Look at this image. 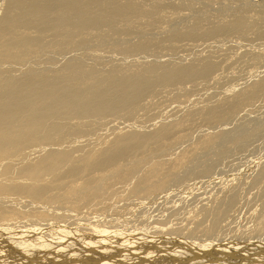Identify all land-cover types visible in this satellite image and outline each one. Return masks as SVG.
Returning a JSON list of instances; mask_svg holds the SVG:
<instances>
[{
	"label": "bare ground",
	"instance_id": "1",
	"mask_svg": "<svg viewBox=\"0 0 264 264\" xmlns=\"http://www.w3.org/2000/svg\"><path fill=\"white\" fill-rule=\"evenodd\" d=\"M175 1L3 0L0 11V264H264V52L256 51V54L259 53L257 55L250 53L255 58L254 61L251 60L254 62L252 65L263 63L261 69L257 65V68L251 65V72L256 69V73L258 68L259 72L263 69L262 73L258 72V79L248 83L250 77L249 80L246 79L241 72V79L245 78L247 83L238 86L234 82L237 78L230 75L235 86L229 87L232 82L228 78L231 73H226L228 67L224 66L227 74L225 76L221 73L223 66L220 61L214 62L222 53L225 55L221 51L228 50L226 46H222V50L219 48L217 57L213 55L216 57L214 61L211 60L212 52L215 54L218 48L212 52L209 48V55L204 52L205 56L208 55L207 58H199L198 54L199 59L193 57V61L190 58L189 63L182 62H185V57L188 60L190 53L188 56H182L185 58H182L183 61L168 55L166 57L176 61L172 59L170 62L164 59L169 49L167 48L163 55V50L159 47L164 39L162 41L158 38L159 32L157 36L155 34V30L162 29L168 45L164 44L165 42L162 44L173 49L182 40L185 42L187 39L198 40L202 37L204 40L205 37L219 39L229 35L247 38L248 34H253L254 37L262 39L264 1L259 3L244 0L239 4V0H219L223 5L217 3V0ZM214 1L217 5H214ZM230 1L234 2L233 6ZM218 5L219 9H214L217 11L210 9ZM182 9L192 13V20L180 17ZM180 18H185L188 23L183 25L182 19L180 25ZM215 39L211 38L213 42ZM249 39L253 40L251 37ZM249 39L245 41L248 42ZM194 42L193 45L198 43ZM225 42L228 40H223V43ZM181 43L179 45L182 46L183 42ZM199 44L196 48L202 46ZM246 44L243 43L250 49L252 43ZM156 47L161 49L159 53L163 57L159 58L164 61L158 58V61H150L153 59L150 54L152 59L146 58L148 62L142 53L152 51L154 54ZM238 47L236 46L237 49ZM202 48L206 51L207 46ZM68 51H80L82 54L78 52L79 55L69 58L71 55L69 56ZM101 51H113V54L118 53L124 60L131 55H135V60L137 54H141L146 62L134 63L132 60L133 64L128 65L114 63L116 58L123 59L117 56L114 62L110 60L112 63L105 65L101 62L105 59ZM228 51L233 56L234 50L230 51V46ZM172 52L170 53L175 54L177 59L181 56L178 52ZM64 53L69 59L65 56L66 61L58 65L62 60L57 61V55L54 54L59 57ZM95 53L97 59L89 64L85 56ZM247 53L246 56L249 55ZM52 54L56 57L53 58ZM227 56L224 60V56L221 57L223 62ZM247 58L242 59V62L246 61L244 66L251 63H247ZM118 59L116 62H121ZM234 59L233 62H236ZM139 61L141 59L136 62ZM33 62H42L44 65L35 66ZM217 63H220L219 67ZM236 63L239 64V61ZM242 67L238 68L239 71L244 69ZM216 68L229 79L230 84L226 86L228 81L225 79L223 82L220 79L228 88L226 93V88H220L224 90V95L220 89L218 92L214 90L213 85L216 83L210 84L213 91L223 95L221 98L218 95L216 97L217 93L214 92L218 100L211 101L214 100L210 99L212 91L208 90L209 95L204 96L200 92H204V85H207L208 80H212ZM16 71H19V74ZM199 81H206L203 82V88L201 86L203 90L198 92L204 97L206 104L200 101L203 103L201 106L197 101V108H192L196 105L190 107L195 104L198 93H195L193 104H189L188 101L194 95L192 92L189 98L190 94L186 95L188 87L184 88L189 100L185 99L186 97L185 101L183 97L181 99L184 103L187 100L190 109L186 108L184 112L181 103L177 102L182 107L180 111L183 110L180 113H184L183 116H177L179 119L172 116L175 120H160L167 111H171H166L165 109L169 108L163 107L165 112L159 107L160 102L156 109L161 108L164 112L162 115V112H159L157 117V113L147 106V111L150 109L149 112L152 110L155 113L152 114L155 116L152 122L151 118H148L151 114H147L149 116L146 119L150 120L147 119L150 124L158 117L161 118H158L157 122L164 121L160 125L155 122L154 129L149 123V130L145 128L146 123L143 120L144 126L135 122L126 124L127 122L123 121L125 119H121H137L136 115L145 109V103L150 97V101L158 97L157 93L160 91H157L160 88L182 89L188 83L195 85ZM217 83L221 86V82ZM198 84L196 83L195 88H199L201 82ZM180 90L175 91L177 98L180 97ZM166 91L168 90L162 92ZM206 95L212 103L206 101ZM181 96H184L182 92ZM167 98H170V95ZM166 99L162 98L161 104H166ZM154 100L160 101L156 98ZM166 101L170 102L171 106L175 104V101ZM168 113L169 116L170 112ZM172 114L175 115L173 112ZM139 116L143 118L145 115H138V118ZM109 118H119L118 121L121 119L124 122L122 124H126L124 127L128 129H121L122 125H118L116 127H120V130L114 132L111 128L112 131L109 129L108 132L113 134L109 135L105 126H108L106 121ZM198 119L201 122L195 125ZM140 121L139 119L138 122ZM100 123H105L106 128L103 129L107 133H98ZM256 142L261 144L258 149ZM248 150L250 153L245 152ZM241 152L251 154L248 157L252 158L246 161L244 169H238L224 182L218 171L225 169L231 162L234 164L236 154ZM205 184L213 185L214 188L217 186L222 194L217 192V188V193L211 188L210 191H199L200 185ZM243 188L246 190L244 193L241 192ZM178 192L179 199L169 200L172 193ZM149 199L153 203L156 199L159 201L158 205L163 201V206H167L165 210L168 211L156 213L158 215L154 216L155 213L152 215L148 212L151 209L149 208L146 213L142 204L151 203ZM133 202L136 206L131 204ZM124 204H131L136 208L141 206L137 208L141 209L137 213L141 226L136 225L142 228L144 223L146 235L130 236L128 232L135 226H131L126 218L115 221V218L123 217L119 207H124ZM123 207L122 209H127ZM241 210L245 214H242L243 217L240 216ZM148 214L152 215V219ZM127 219H130V216ZM242 220H248L247 224L241 222ZM115 228L119 231L113 233ZM28 231L39 233V236L37 235V239L27 238L30 234ZM196 231L202 232H199L201 237ZM18 232L23 234L19 236ZM131 233H134V230ZM150 233L154 235L151 236ZM158 233L159 236H156ZM109 235L116 236V239L108 237ZM195 235H198V238H195ZM256 235L261 239L258 241L256 237L257 242H262V246L259 245L260 250L254 243L253 246L258 251L255 250L249 241L251 247L246 243L241 247L244 251L250 250L251 256H247L248 260L244 259L246 257L242 250L240 253L243 256L239 259L232 256L226 258L225 254L226 259H222L223 256L219 259V255L215 262L210 261L209 257H206L208 260L201 258L200 251L220 247L221 240H217L219 238L251 239ZM105 237L112 240L107 238V244ZM177 237L185 238L186 246L177 247ZM247 251L245 255H248ZM203 253L202 251V255Z\"/></svg>",
	"mask_w": 264,
	"mask_h": 264
},
{
	"label": "rangeland",
	"instance_id": "2",
	"mask_svg": "<svg viewBox=\"0 0 264 264\" xmlns=\"http://www.w3.org/2000/svg\"><path fill=\"white\" fill-rule=\"evenodd\" d=\"M174 1H175V0H174ZM218 1H219V0H217V3H219ZM242 1L244 2V0H239V4H240V3L242 4ZM252 1H253V2L256 1V2H259V3H260V2H262V1H264V0H252ZM175 2H178V0L175 1ZM215 2H216V1L213 2L214 5H217ZM220 2H222V1H220ZM230 2H231V5L233 6L234 2H233V3H232V1H230ZM236 2H238V1H236ZM248 2H251V0H248ZM0 3H1V4H0V11H1V8H2V5H3V4H2V3H3V0H0ZM213 3H212L211 5H213ZM227 3H228V1L226 2V4H227ZM219 4H222V3H219ZM222 5H223V4H222ZM222 5H221V6H222ZM228 5H229V4H228ZM219 6H220V5H218V6H214V7L212 6L210 9H212L213 11H217V10H214V9H216V7H218L217 9H219ZM255 7H256V6H255ZM256 8H257V7H256ZM256 8H255V10H256ZM183 10H185V11H183ZM186 10H187V9H182V10H181L182 12L180 11V12H181V13H180V17L184 16L188 21H190V20H192V13H190V11H186ZM250 11H252V10H250ZM188 12H189L190 14H189ZM183 13H184V14H183ZM253 13H254V10H253ZM255 13H256V12H255ZM255 13H254V14H255ZM0 14H1V12H0ZM250 14L253 15L252 12H250ZM185 18H184V19L182 18L183 21H184V22H183V25L186 24L185 22L188 23V21L185 20ZM182 19H181V18L179 19V22H178V23H180V25H182V24H181ZM180 20H181V22H180ZM165 25H166V24H165ZM165 29H166V28H165ZM158 30H159V28H158ZM158 30H155V31H157V32H155V34H156V36H157V35L160 33L158 38L161 39V40L164 39V41L162 40L163 42H160V46H159L163 51H161V49L159 50V47H156V48H155V50H156L155 52H156V53H154L156 56L153 54L152 51H151V52H148V53H147L148 55H147L146 53H142V54H144L143 56H145V57H144L145 59H146V58H147V59H152V58H151L152 56L150 55V54H152V55H153V59L150 60V61H153L154 59L157 60V58H158V60L164 61L163 59H160V58H162L163 55H165V53H166L165 51L169 49V50H168L169 52L167 51L166 55L164 56V57H165L164 59H166V60H168V61L171 62L173 58H174L175 60H180V61H183V60L186 58V59H185V62L183 61L182 63H189V62H191V60H189L190 58H192V60L194 61V58H195V57H197V59L202 58V57H204L206 54L209 55L212 51H214L215 49L218 48V49L216 50L217 52H216L215 54H213L214 52H212V56L215 55V56L217 57V55L219 54L218 51L222 50V46H223V47L226 46V49L228 48V50H229V46H230V51H231L232 49L234 50V51H232V55H233V56L235 55L234 58H235V57H236V58L239 57V59H237V60H236V58L234 59L233 56H231V53H229L228 50H226V51L222 50L221 52H224L225 55H223V53H222L221 55L224 56V57H222V56L220 55V56H219L220 58H218L217 61H216V60L214 61L213 59H215L216 57L214 58V56H213V57L211 58V60H213L215 63L220 61L221 66H223V68L220 69L222 72H221V71H220V72H221V73H224L225 76H227V74H229V72L231 73V74H229V77H228V78L231 79V82H232V83L230 84L229 81H228L229 79L227 80V79H226L227 77L225 78V77H224V74H221V73L219 72V69L216 68L215 71H214L213 74H212V80H208L207 82H206V81H203V82H206L207 85H206V84L204 85L202 81H199V82H196V83H199V84H200V82H201L200 85L198 84V85H199V86H198L199 88H195V86L197 87L196 83H195V85H194V83H192V84L188 83V84H186L187 86L184 85L185 87H183L182 89H181V87H180V88H178V87L175 88V87H174V90H175V89H176V90H177V89H178V90H180V89L182 90V91L180 90V92H179L180 94L178 93L179 96H180V97H178V98H177V96H176V94H175L178 90H177V91L175 90V91H176V92H175L174 90H172V89H173L172 87H171V88L169 87V89L166 88L168 91H166V92H162V91H164V90H166V89H164V88H160V89L157 91V92L160 91V93H157L158 97H154V99H155V98H156V100L160 99V101L158 100V102H157V101H155L154 99H152V100L155 101V102L152 104L153 101H152V100L150 101L151 97H150V99H149V97L146 98L145 101H147V100L149 99L150 104L148 103L149 101H147L146 103H145V101H144V103H145V105H146V106H145V109H142V110H140V111L138 112V113H139L138 115H145V116H143V118H142L141 116H139V118H138V115H136V116H137V117H136L137 119H134V118H133L132 121H130L131 119H130V120H126V118H121V119H125V120H126V121L123 120L125 123L127 122L126 124H128L129 122H135V123L138 124V125L141 124L142 126H144V124H143V122H142V120H143V121L146 123V126H144L145 128L148 129V128H149L148 125H149V126L153 127L152 129H154V128H156V127H154V126H155V122H157V119H158V118L160 119L161 117H158L157 119L155 118V121L153 120V121H154L153 124L151 123L152 125L149 123V121L151 120L150 122H152V118H154L155 116H156V117L159 116V115H158L159 112H160V113L162 112L161 114L159 113L160 115H162L163 112H164L165 110H166V111H167V110H171V111H167V112L165 111V112H166V113H165V116L163 115L162 118H161L160 120H162V119H164V118H166L168 122H169V121H172V120H175V119L172 118V116H173L174 118L179 119L180 115H181V116L184 115L183 112H182V114L180 113L181 111L184 110V112H185L186 108H189V109H190V107H192V106H194V105L197 104V103H196L197 101H198V104H199L200 101H202V102L204 103L205 100H204V97H203V96H204L205 94H208V95H209V93H210L209 91H212V94H210V96L212 95V96L210 97V99H212V98L214 99V100H211V101H215V99H216V97H217V95H218V93H217L218 91H217V90H219L221 87H222V89H223V87L226 88V86H229V84L231 85V86H229V87H232V85H234V84H233L234 82H236L235 84H237V85H238V84H239V85H240V84H241V85H244L243 83L246 82V79H248V78L250 77V78H249L250 80L248 79V80H249L248 83H249L250 81H252V80L258 79V77H259V75H260L259 73H262V71H263V69H262V71L259 72V68L263 65V63H264V58H263V61H262L263 63L261 62L262 65L259 64V63H258V65H257V64L252 65V64L254 63L253 61H254V59H255V58H253V55H257V54H259L258 52H260V53L264 52V49H262V47L264 46V44H263V43H264V37H263L262 39H260V38H258L257 36H255V37L258 38V39L256 38V39H257V41H256V40H255V37L253 36V34H248V35H249V36L247 35V36H248V37H247L248 39H249V37L253 38V40H252V39H249L250 41L252 40V42H250V41L248 40L249 44L252 43V44L250 45V46H251L250 49H249V46H245V45H243V43H247L246 45H248V42L245 41V40H247V38H245L246 36L243 37V36H241V35H237L238 37L236 36V37L239 38V39H237V38L235 37V35H229V36H226V37H224V36L222 37V36H221V38H219V39H218V37H214V38H216V39L214 40V42L212 41V40L214 39L213 37H205V40H206V41L203 39V37H202V39L199 38L200 41H198L199 39H198V40H197V39H196V40H192V39L190 40V39H187V41H185V42H184V40H182L181 42H183V45H182V46L179 45V44H182V43L180 42V43L177 45V47H178L179 49H178L177 47H176L177 49H176V48L173 49V47L166 46V45H168V42L165 40V32H164V34H163V30H162V29H160L162 33L160 32V30H159V31H158ZM158 32H159V33H158ZM134 38H135V37H133V39H134ZM206 38H207V39H206ZM208 38H209L210 40H211V38H212L211 42H210V40H209ZM222 38H225V39L227 38L228 42L223 43V40H224V41H227V40H225V39L222 40ZM228 38H229V39H228ZM231 38H233V39H231ZM241 38H243V40H242ZM244 38H245V40H244ZM234 39H236V41H237L238 43H237ZM135 40H137V39L135 38ZM185 40H186V39H185ZM189 40H190V41H193V42L196 41V42H198L197 44L200 43L199 46L202 44V46L199 47L200 50L202 49V51H200L199 48H196V47H197V46H196L197 44H196V45L194 44V45H195V46H194V45H193V42L190 43ZM207 40H209V41H207ZM219 40H220L221 42H220ZM230 40H232V41H230ZM254 40H255L256 42H255ZM258 40H260L262 43H261L260 41H259V43H258ZM204 41H205V42H208V43H205ZM215 41H216L217 45H215ZM218 41H219V44H218ZM241 41H243V43H242ZM164 42H165V43H164ZM196 42H194V43H196ZM231 42H232V43H231ZM233 42H234V43H233ZM254 42H255V43H254ZM162 43H164V44H166V45H164V44H162ZM184 43H185V44H184ZM186 43H187V44H186ZM235 43H237V44H235ZM240 43H241V44H240ZM256 43H258V44H256ZM191 44H192L194 47H193ZM203 44H204V45H203ZM207 44H208V45H207ZM211 44H212L213 46H212ZM231 44H232V45H231ZM233 44H234V46H233ZM162 45H163V48H162ZM187 45H188V46H187ZM227 45H228V46H227ZM235 45H236L237 47L239 46L238 49H239L240 51H241V50L246 51V50L249 49L248 51H246V52H248L247 54H249V55H247L248 58H247V56H246V54H245L246 52H245V53H244V52H240V51L238 52V49L236 48ZM257 45H259V46H257ZM165 46H166V47H165ZM180 46H181V49H180ZM190 46H192V47H190ZM204 46H205V47L207 46V49H206L207 52H206V51H203V50H205V48H202V47H204ZM215 46H216V47H215ZM219 46H220V47H219ZM240 46H241V49H240ZM244 46H245L247 49H246ZM255 46H256V48L258 47L257 50H256V48H252V47H255ZM260 47H261V48H260ZM157 48H158V49H157ZM167 48H168V49H167ZM170 48H172V49H170ZM189 48L192 49V50H190ZM209 48H210V49H209ZM219 48H221V49L219 50ZM235 48H236V49H235ZM259 48H260V49H259ZM263 48H264V47H263ZM193 49H194V50H193ZM208 49H209L211 52H210ZM223 49H225V48H223ZM258 49H259V50H258ZM158 50H159V51H158ZM172 50L174 51V53H176V52H178V51L180 50L178 53H179L181 56H179V54L177 53V57L179 56L178 59H177L176 56H175V54H173V55L171 54V53H173ZM195 50H197L198 52L200 51V52L197 53V51L195 52ZM235 50H236V51H235ZM261 50H263V51L261 52ZM153 51H154V50H153ZM157 51H158V52H157ZM160 51H161V54L164 53L162 56H161V54L159 53ZM192 51H193V53H194V52L197 53V55L194 53V56H193V53H191ZM251 51H252V52H251ZM254 51H255V52H254ZM256 51H258L257 54H256ZM68 52H69V53H68ZM68 52H67V53L69 54V56L71 55L69 58H72V57H74V56H77V55H79V53H80V51H76V52H70V51H68ZM78 52H79V53H78ZM102 52H103V53H102ZM170 52H171V53H170ZM204 52H205L206 54H205ZM234 52H235V54H234ZM236 52H237V54H238V53H241V54H240V55H239V54L237 55ZM74 53H75L76 55H73ZM77 53H78V54H77ZM101 53H102V54H101ZM101 53H99V56L101 57V59H102V56H101V55H105V56H103V57H104L106 60L108 59L107 61H106L105 59H103V61L101 60V62H102V63L104 62V64H105V63H106V64H109V63L114 62V61H115V57H117V56H120V57H121V55H119L118 53L113 54V51H105V52H104V51H101ZM157 53H159V54H157ZM168 53H169V54H168ZM188 53H190V54H189V57H188V60H189V61L187 60V57H185V58L182 57V56H185V55L188 56ZM203 53H204V55H201V54H203ZM217 53H218V54H217ZM228 53L230 54L229 56H227ZM250 53H251V54L255 53V54L251 55ZM80 54H82V53H80ZM97 54H98V53H97ZM100 54H101V55H100ZM116 54H117V55H116ZM182 54H183V55H182ZM198 54H200V57H199ZM242 54H243V55H242ZM52 55H53V54H52ZM54 55H57V57H58V54H54ZM54 55L52 56L53 58L56 57V56H54ZM60 55H61V56H59L60 58H59V57H58V58H57V57L55 58V59H57V61L62 60L61 62H58V63H59L58 65H61V63L63 64V63H64L63 61H66V59H65L64 57L67 56L66 53H64L63 55H62V54H60ZM72 55H73V56H72ZM95 55H96V53L93 54V55H88V56H89V57L87 56V57H88V60L86 59L87 57L85 56V60H86L87 62H90L89 64L94 63V61L97 59ZM106 55H107V56H106ZM109 55H110V56H109ZM114 55H116V56H114ZM140 55H141V54H137V58H138V57H141V58H138V59L135 58L136 61L141 59V61H139V62H136V61L133 59L135 55H131V56H133V57L129 56L130 58H127L126 60H124L123 57H121V58H123V59H120V60H119L118 58H116V61H117V59H118V60L121 61V62H116V61H115L114 63H122V64H126V63H127V65H128V64H133V61H134V63L146 62L147 59H146V60H145V59H142L143 56H142V55L140 56ZM146 55H147L148 57H147ZM168 55H170V56H168ZM171 55H172V56H171ZM208 55H207V56H208ZM244 55H245L246 57H244ZM50 56H51V55H50ZM93 56H95V58H94ZM112 56H114V57H113L114 60L112 59ZM166 56H168V57H173V58L171 59V58H168V57H166ZM190 56H192V57H190ZM201 56H202V57H201ZM207 56H205V57L207 58ZM225 56H227V59H228V60L226 59V61L223 62V60L225 59ZM249 56H250L251 59L249 58ZM251 56H252V57H251ZM61 57H62V59H61ZM100 57H99V59H100ZM120 57H119V58H120ZM155 57H156V58H155ZM159 57H160V58H159ZM193 57H194V58H193ZM198 57H199V58H198ZM209 57H211V55H210ZM209 57H208V58H209ZM221 57L223 58V60L221 59ZM243 57H244V58H243ZM254 57H255V56H254ZM69 58H68V56H67V60H68ZM182 58H183V60H182ZM232 58H233L234 61H236V62L239 61V64L236 63V62H233V59H232ZM240 58H241V59H240ZM245 58H247V59H246V60H247V63H248V62H251V60H253L251 63H249L250 65L246 64L247 67L244 66V65H245L244 63H245L246 61L243 60V62H242V59H245ZM59 59H60V60H59ZM63 59H64V60H63ZM90 59L92 60V62H91ZM129 59H130V60H129ZM170 59H171V60H170ZM174 59H173V61L176 62ZM195 59H196V58H195ZM219 59H220V60H219ZM231 59H232V62L230 61ZM248 59H249V61H248ZM89 60H90V61H89ZM104 60H105L106 62H105ZM110 60H111L112 62H109ZM122 60H123V62H122ZM127 60H129V61L127 62ZM132 60H133V61H132ZM143 60H144V61H143ZM155 60H154V61H155ZM158 60H157V61H158ZM240 60H241V61H240ZM55 61H56V60H55ZM124 61H125V63H124ZM147 61H148V60H147ZM180 61H177V62H180ZM228 61H229L230 63H228ZM129 62H131V63H129ZM148 62H149V61H148ZM222 62H223V64H222ZM226 62H227V63H226ZM240 62H242L243 64L240 65ZM43 63H44V61H43ZM43 63H42V62H37V63L33 62L32 64L35 65V66L42 67V66L45 64V63H44V64H43ZM180 63H181V62H180ZM220 63H219V64L217 63V65H218L217 67H219ZM225 63H226V64H225ZM234 63H236L237 65H236V64L234 65ZM41 64H43V65H41ZM104 64H103V65H104ZM106 64H105V65H106ZM231 64L234 65V66H232ZM229 65H231L232 68H231V66H229ZM239 65H240V66H239ZM251 65H252V66H256V65H257V66L259 67V68L257 69V72H256V73H255V71H256L255 68H257V66H256L255 68L253 67L255 70L251 72V70H253V69H251V67H252ZM224 66H225L226 68L228 67L227 70H226V68H225ZM235 66H237V67L239 66V67H238L239 69H241V66H243L244 69H246V71H245L244 69H243L244 71H243V70H242V71H241V70L239 71V69H238L237 67H235ZM234 67L237 68V69H235ZM243 67H242V68H243ZM220 68H221V67H220ZM229 68H230V69H229ZM262 68H264V66H263ZM217 69H218V71H217ZM228 69H229L230 71H229ZM232 69H233L234 71H233ZM260 69H261V68H260ZM225 70H226V73L228 72L227 74L225 73ZM247 70H248V72H247ZM16 72L19 74V71H16ZM215 72H217V73H215ZM241 72H242L243 77H245L246 79H245V78H244V79H241V78H243V77L241 76ZM253 72H254V73H253ZM258 72H259V73H258ZM263 72H264V71H263ZM219 73H220L221 76L218 75ZM243 73H244V74H243ZM246 73H247V74H246ZM250 73H251V74H250ZM239 74H240V75H239ZM245 74H246V75H245ZM230 75H234L233 78L236 77L237 79H234V80H236V81H234L232 78H230V77H231ZM237 75H239V76H237ZM247 76H248V77H247ZM238 77H239V78H238ZM252 78H253V79H252ZM210 79H211V78H210ZM213 79H214V80H213ZM220 79H221L223 82L225 81V79L228 81L227 83H225L226 86L222 83V81H220ZM215 80H216V81H215ZM242 80H243V81H242ZM210 81H211V82H210ZM213 81H214V82H213ZM233 81H234V82H233ZM209 82H210V83H209ZM217 82H221V86H219V84H218ZM208 83H209V84H208ZM213 83H216L217 85H216V84L213 85ZM246 83H247V82H246ZM246 83H245V84H246ZM210 84L213 85V87L215 88L214 90L217 91V92H215V91L212 90L213 87H211ZM222 84H223V86H222ZM227 84H228V85H227ZM202 85H204V92L202 91V90H203V89H202V88H203ZM208 85H209V86H208ZM239 85H238V86H239ZM192 86H193V88H192ZM201 86H202V88H201ZM205 86H206V87H205ZM234 86H235V85H234ZM234 86H233V87H234ZM186 87H188V88L186 89ZM207 87H208L209 89H208ZM184 88H185L188 92L191 90L190 93H187V91H186ZM189 88H190V90H188ZM205 88H206V90H205ZM210 88H211V90H210ZM161 89H162V91H161ZM192 89H193V90H192ZM194 89H195V90H194ZM201 89H202V90H201ZM222 89H220L221 91H220V90H219V91L222 92V94H223V93H224V90L222 91ZM227 89H228V88L225 89V93H226V90H227ZM170 90H172V91H170ZM199 90L202 91V92L204 93V94H203L202 92H200L203 96H202L200 93H198ZM208 90H209V91H208ZM173 91H174V92H173ZM185 91H186V95L190 94V95H188L189 98L191 97V94H192V92H193L192 95H194V96H192V98H191L192 101H191V99L189 100V98L186 97V95H185ZM161 92H162V93H161ZM171 92H173L174 94L171 93ZM181 92H182V95H184V96H181ZM183 92H184V94H183ZM196 92L198 93V95H197ZM214 92H215V94L217 93V94H216V97H215V95L213 94ZM220 92H219V93H220ZM165 93H166L168 96H167V95H164V96H163V94H165ZM168 93H169V94H168ZM170 93H171V94H170ZM195 93H196L197 97H198V96H199V97H203V98H201L202 100H201L200 98H199V99H200V100H199V99L196 97ZM172 94L175 95V96H173ZM178 94H177V95H178ZM199 94H200V95H199ZM169 95H170V98H167V97H169ZM208 95L205 96V97H206V101H207L208 103H209V102L212 103L210 100H208V99H209V98H208V97H209ZM213 95H214V96H213ZM223 95H224V94H223ZM223 95L221 96V94H219L218 97H220V96L223 97ZM154 96H155V95H154ZM159 96L162 97L163 100H164V98H165V99L167 98L169 101H171V100H172V102L175 101V102H174L175 104H172V105H174V106H179V104L181 103L180 105L183 107V110L180 111V109L182 108L181 106L177 107V108H179V109H178V114H177V111H176L177 108L175 107V109L173 108V109H174V110H173L172 107H174V106H171L170 102H167V101H166L167 99L165 100V102H166V104L168 103L167 105L170 104L169 106H167L166 104H161L163 100H161L162 98H160ZM207 96H208V97H207ZM172 97H173V99H174V97H175L174 101H173ZM182 97H183V101H185V99H187V100H189L188 103L191 102L192 104H193V102H194L193 99L196 97V98H195L196 101L194 102L195 104L190 105V107H189L188 105L191 104V103H189V104L186 103L187 100H186L185 103L182 102V99H181ZM184 97H186V98L184 99ZM214 97H215V98H214ZM221 97H220V98H221ZM152 98H153V97H152ZM176 98H177L178 100H177ZM207 98H208V99H207ZM197 99H198V100H197ZM179 100H181V101L179 102ZM217 100H218V98L216 99V101H217ZM156 102H157V103H156ZM159 102H160V104H159L160 106L158 105ZM165 102H164V103H165ZM172 102H171V103H172ZM177 102H178L179 104H178ZM202 102H200V105H201V106H202V104H203ZM155 103H156V104H155ZM201 103H202V104H201ZM147 104H149V105H147ZM151 104H152V105H151ZM154 104H155V106H154ZM182 104H185V105L183 106ZM204 104H206V103H204ZM157 105H158L159 107H161L162 109H163V107H165V108L168 107L169 109H165V110L163 109L164 111H163L161 108L156 109V106H157ZM161 105H162V106H161ZM147 106H148V108H150V109L152 108L153 111H154L155 113H157V115H156L152 110H151V112H149L150 109L147 111ZM150 106H152V107H150ZM158 106H157V107H158ZM186 106H187V107H186ZM184 107H185V108H184ZM197 107H198V105H196V107H192V108L195 109V108H197ZM170 108H171V109H170ZM192 108H191V109H192ZM154 109H155V110H154ZM159 109H161V111H160ZM187 110H188V109H187ZM143 111H144V112H143ZM141 112H142L143 114H142ZM168 112H170L171 117H170V115H169V116L167 115V114H169ZM172 112L175 113V115L172 114ZM140 113H141V114H140ZM144 113H145V114H144ZM147 114H149V115L151 114V116H149V115H147ZM152 114H155V116L153 117ZM179 114H180V115H179ZM146 115H147V116H146ZM178 115H179V117H177ZM148 116H149V117H148ZM146 117H148L149 119L151 118V119L149 120V119L147 118V119L149 120V121H148V120L146 119ZM167 117H168V118H167ZM144 118H145V120H144ZM109 119H110V120H109ZM109 119L106 121V122H107L106 124H108V123L111 124L110 126H109V124H108L109 128H108L107 125H105V123H104V124H103V123H100V124H103V126L105 125V126L107 127V129H106L107 132H108L109 129H110V130H109L110 132H111L112 130H113L114 132H117L118 130H120V127H121V129H122V127H124V126L126 125V124H124V125L122 124V123H124V122H123L121 119L119 120V121L121 122V123H120V122L118 121L119 118H109ZM112 119H113L114 121H113ZM139 119L141 120L140 122H138ZM169 119H170V120H169ZM111 120H112L113 122H112ZM160 120H158V122H157L159 125H160L161 123H164V121H161V123H159ZM164 120H165V119H164ZM136 121H137L138 123H137ZM146 121H147V122H146ZM167 121L165 120V122H167ZM197 121H198V122H197ZM197 121L195 122V125H196V123L199 124V123L201 122V121L199 122V119H198ZM115 122H116V123H115ZM117 122H118L119 124H118ZM114 123H115L116 125H115ZM139 123H140V124H139ZM147 123H149V124L147 125ZM157 123H156V126L158 127V124H157ZM100 124L98 125V131H99L98 133H100V132H102V131H103V132H104V131L106 132V130L103 129V128H106V127H105V126L103 127L102 125L100 126ZM113 124L115 125V127H111V126H114ZM118 125H119V126L122 125V126H120L119 128H117ZM153 125H154V126H153ZM116 126H117V127H116ZM99 127H102L101 129H103V130H101ZM111 128H113V129L111 130ZM124 128H127V127H124ZM124 128H123V129H124ZM127 129H128V128H127ZM152 129L150 128V130H152ZM148 130H149V129H148ZM107 132H106V133H107ZM108 134H109V132H108ZM108 134H107V135H108ZM110 134H113V132L110 133ZM110 134H109V135H110ZM101 135H104V134L101 133ZM105 135H106V134H105ZM105 135H104V136H105ZM83 141H84V140H83ZM258 143H259V142H256V143H255V146H257L256 149H258V148L261 146V144H258ZM252 146H253V145H252ZM245 152H249V153H250L249 150H248V151H245ZM245 152H243V153H242V152H241V153H238L239 155L236 154V157H235V160H234L235 163L233 164V162H231V164H228L226 167L224 166L226 170L223 168V169H221L220 171H218V172H220L218 175H219V176L221 175V177L223 178V181H224V182H226L225 180L228 181L227 178H230V176H231L233 173H236V171H238V169H240V168L244 169V168L246 167V165H244V164H246V163L248 162V160L252 158V156L248 157V156L251 155V154L248 153V155H247ZM251 152H252V151H251ZM237 155H238V156H237ZM238 157H239V158H238ZM247 157H248V158H247ZM255 158H256V157H255ZM237 159H238V160H237ZM244 160H245V161H244ZM237 161H238V162H237ZM246 161H247V162H246ZM230 165H231V166H230ZM228 166H229V167H228ZM232 166H233V167H232ZM241 166H242V167H241ZM228 170H229V171H228ZM223 171H224V172H223ZM234 171H235V172H234ZM242 176H244V175H242ZM221 177H220V178H221ZM224 177H225V179H224ZM210 188H211L212 190H214L213 192H216V191H217L216 188H217V189H218L217 192L220 193V195L222 194L221 190H220L217 186L214 188L213 185H209V186H208V185H206V184H205V185H200V187H199V191H205V190H209V191H210ZM219 190H220V192H219ZM177 191H179V190L177 189ZM245 191H246V190H245L244 188L241 190V192H243V193H244ZM217 192H216V193H217ZM172 194H173V195L170 196L169 200H175V201H176V198H178V199L180 198V197H179V195H180L179 192L176 193V194H174V193H172ZM191 195H192V194H191ZM191 195H190V196H191ZM190 196H189V198L192 197V196H191V197H190ZM178 199H177V201H178ZM153 200H154V199H153ZM147 201H148V200H147ZM150 201H151L152 204H151V203H148V202H147L148 204H147V203L142 204V206L144 205L143 207L146 208V209H145V210H146V211H145L146 213H147V210H148L149 208H151V209H149L148 212H149L150 214H152V215H154V213H155L154 216H156V215H158V214H160V213L162 214V213H164V211H165V213L168 211V210H165V208L167 209V206H165V205L163 206V201L160 202V205H162V207H161L160 205H158V204H159V201L157 202L156 199L154 200V203H153V201H152L151 199H149V202H150ZM134 203H135V202H133V203H131V204H133V205L136 206V203H135V204H134ZM155 203H156V205H154ZM164 203H165V202H164ZM131 204H128L129 206H126L127 204H126V205L124 204V207H123V206L119 207V210H120V208H121V211H119V212H121V213L123 214V217H121V216H120V217H117V218H115V221H117V222H118L119 220L121 221L122 218H123V220H125L124 218H126V221H128V222L130 221V222H129L130 225L132 224L131 226L134 225V226L136 227V230H135V227H134V228H133V227L131 228V226H129V228L132 229V231L128 232V234H130V236H131V234H132L133 236H134V235L136 236L137 234H139V235H140V234H144V233H145V227H143V226H144V223H143L142 228H141V227H140L141 225L138 223L139 219H138V216H137V213H139L138 211H141V209L137 210V208H139V207H141V206L139 205V207L136 208V207H134V206L131 205ZM145 204H146V205H145ZM157 205H158V206H157ZM132 206H133V207H132ZM137 206H138V205H137ZM147 206H148V207H147ZM159 206H160V207H159ZM122 207H123V208L126 207L127 209H122ZM128 208H129V209H128ZM133 208H135L136 210H133ZM157 209H159V210H157ZM160 209H161V211H160ZM124 210H125V211H124ZM156 210H157V211H156ZM162 210H163V211H162ZM134 211H136V212H134ZM158 211H159V212H158ZM242 211H243V210H241V212H242ZM123 212H124V213H123ZM156 213H158V214H156ZM122 214H121V215H122ZM126 214H127V215H126ZM129 214H130V215H129ZM134 214H135V215H134ZM242 214H243V212L240 213V216H241V217H243V215H245V214H243V215H242ZM125 215H126V216H125ZM128 215L130 216V219H127V218L129 217ZM152 215H149V214H148V216H150L151 219H152ZM127 216H128V217H127ZM154 216H153V217H154ZM246 216H248V215H246ZM131 217H132V218H131ZM168 217H170V216H168ZM120 218H121V219H120ZM136 218H137V219H136ZM231 218H232V217H230L229 219L231 220ZM136 220H137V221H136ZM230 220H228V221H230ZM81 222H82V221H81ZM83 222H84V221H83ZM124 222H125V221H124ZM131 222H132V223H131ZM241 222L247 224L248 220H246V221H243V220H242ZM241 222H240V223H241ZM125 223H127V222H125ZM136 224H139L140 226L137 227ZM141 224H142V223H141ZM241 224H242V223H241ZM124 226H125V225H124ZM145 226H146V225H145ZM126 227H128V226L126 225ZM146 227H147V226H146ZM138 228H139V229H138ZM140 228H141V230H140ZM147 228H148V227H147ZM137 229H138V230H137ZM142 229H143V230H142ZM120 230H121V228H120ZM133 230H134V233H131V232H133ZM115 231H116V232L119 231L118 228H117V230H116V228H115L114 231H113V233H114ZM137 231H138V233H137ZM139 231H140V233H139ZM28 232H29L30 234H31V233H32V234L30 235L29 233H26V234H29V235H28L29 237L27 236V238H30V237H31V238H33V239H35V238L37 239V237L39 236V235H38L39 233H35V234H34L33 232H30V231H28ZM199 232H200V231H198V232L196 231V233H198V235L201 237V234H199ZM0 233H1V232H0ZM18 233H19V234H18ZM18 233H16V234H18L19 236L23 234V232H18ZM54 233H55V232H54ZM135 233H136V234H135ZM200 233H202V232H200ZM16 234H15V235H16ZM18 235H16V236H18ZM34 235H35V236H34ZM37 235H38V236H37ZM144 235H146V234H144ZM150 235H151V233H150ZM152 235H154V234H152ZM152 235H151V236H152ZM198 235H197V236L195 235V238H198ZM156 236H159V233H158V235H156ZM108 237H112V238L114 237V238L116 239V236H111V235H109ZM108 237H105V238H104L105 241H106V243H107L108 239H109L110 241L112 240V238H108ZM200 237H199V238H200ZM256 237H257V235L254 236V237H252L251 239H250V238H248V239H247V238H244V239H243V238H240V239L237 238V240H236V237H235V238H233V237H231V238H230V237H227V238H225V237H223V238H219V239H217V240H219V241L221 240L220 242H221V244H222L223 246L220 244V245H219L220 247H216V248L213 247L214 249H210V250H202V251L204 252V253H203L204 256L202 255V251H200V252H201V258L203 257V260H205L206 257H207V258L209 257L208 259H209L210 261L213 260V261L215 262V260L218 259L217 256H219V255H221V256H219V259H221L222 256L224 257V254H225V257H226V258L232 256L233 258L235 257V259H237V258L239 259V258H240L241 256H243V254H244V257H246V258H244V259L248 260L247 258L249 257L250 250H249V251H247V250L244 251V249H242L241 247H243V246L246 245V244H248V246L250 245L249 247H251V244H252V246H253V244L255 243L257 249H259V248H260L259 245L262 244V242H260V244H259V242H257V238H258V241H259V240L261 241V239H260L259 236H258L257 238H256ZM16 238H17V237H16ZM22 238H23V237H22ZM107 238H108V239H107ZM178 238H179V239H178ZM182 238H183V237H177L178 242H177V240H176V242H177V244H179V246L176 244L177 247H180V248H181V247H183V246H186V245H184V244L186 243V241H185L186 239H185V238L182 239ZM202 238H204V236H202ZM228 238H229L230 240L233 239L234 241H233V240L230 241ZM106 239H107V240H106ZM222 239H223V242H222ZM227 239H228V240H227ZM242 239L244 240V242H243ZM252 239H253V240H252ZM255 239H256V240H255ZM21 240H22V239H21ZM179 240H180V241H179ZM181 240H182L183 242H182ZM224 240L227 241V242H225ZM239 240H242V242H240ZM250 240H251V241H250ZM22 241H23V240H22ZM184 241H185V242H184ZM245 241H246V242H245ZM248 241H249V243L251 242V244H249ZM252 241H255V242H252ZM108 242H109V241H108ZM179 242H180V243H179ZM230 242H231V243H230ZM232 242L235 243L234 245H237V246H234ZM238 242H239V243H238ZM173 243H174V242H173ZM193 243H194V242H193ZM228 243L230 244V246H229ZM237 243H238V244H237ZM245 243H246V244H245ZM107 244H108V243H107ZM180 244H181V245H180ZM240 244H241L242 246H239ZM243 244H244V245H243ZM45 245H47V244H45ZM45 245L43 246L44 248H45ZM143 245H144V244H143ZM257 245H258V246H257ZM173 246H175V244H173ZM217 246H218V244H217ZM224 246H225L226 248H227V247H229V248L225 249ZM231 246H233V247H231ZM260 246H262V245H260ZM12 247L15 248L14 246H12ZM46 247H47V246H46ZM221 247H222V248L224 247L225 251H224V249H221ZM236 247H238V248H240V249H238V248H236ZM253 247H254L255 250H257L255 246H253ZM193 248L195 249V248H197V247H193ZM235 248H236L238 251H237ZM262 248H264V246H262ZM45 249H46V248H45ZM219 249H220V250H219ZM228 249H229L231 252H230ZM260 249H261V248H260ZM260 249H259V250H260ZM233 250H234V251H233ZM235 250H236V253H237L236 255H237V256L234 254V253H235ZM240 250H242L241 252H242V253L244 252V253H243V254L240 253ZM139 251H140V250H139ZM205 251H206V252H205ZM209 251H211V252L214 253V254L212 255V253L209 252ZM218 251H219V253H218ZM220 251H221V252H220ZM223 251H224V252H223ZM246 251H247L248 255H247V254L245 255ZM257 251H258V250H257ZM257 251H255V252H257ZM207 252H208V254H206ZM226 252H228V254H227ZM210 253H211V254H210ZM221 253H222L223 255H222ZM230 254H233V255H235V256L230 255ZM239 254H240V256H239ZM205 255H206V256H205ZM214 256H216V257H214ZM247 256H248V257H247ZM250 256H251V254H250ZM204 257H205V258H204ZM211 257H212V259H211ZM223 257H222V259H226L225 257H224V258H223ZM208 259H206V260H208ZM220 262H221V261H220Z\"/></svg>",
	"mask_w": 264,
	"mask_h": 264
}]
</instances>
